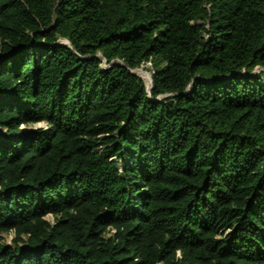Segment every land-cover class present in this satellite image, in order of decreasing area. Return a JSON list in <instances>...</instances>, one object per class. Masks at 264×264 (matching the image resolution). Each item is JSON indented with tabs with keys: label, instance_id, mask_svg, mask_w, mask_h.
<instances>
[{
	"label": "trees",
	"instance_id": "1",
	"mask_svg": "<svg viewBox=\"0 0 264 264\" xmlns=\"http://www.w3.org/2000/svg\"><path fill=\"white\" fill-rule=\"evenodd\" d=\"M0 264H264V0H0Z\"/></svg>",
	"mask_w": 264,
	"mask_h": 264
},
{
	"label": "rangeland",
	"instance_id": "2",
	"mask_svg": "<svg viewBox=\"0 0 264 264\" xmlns=\"http://www.w3.org/2000/svg\"><path fill=\"white\" fill-rule=\"evenodd\" d=\"M62 42L66 43L65 41H62ZM102 66L105 68L106 64L103 63ZM139 70L143 71L144 73H146V74H148L150 76V86H151V83H152L151 82V74L145 68L137 69V70L134 71L138 75V77H140L142 79V81L144 82L146 88H148L145 79L139 73H137V71H139ZM150 86H149V88H150ZM34 127H45V125L44 124H39V125H36ZM7 240L10 241L9 238H7Z\"/></svg>",
	"mask_w": 264,
	"mask_h": 264
},
{
	"label": "bare ground",
	"instance_id": "3",
	"mask_svg": "<svg viewBox=\"0 0 264 264\" xmlns=\"http://www.w3.org/2000/svg\"><path fill=\"white\" fill-rule=\"evenodd\" d=\"M137 73H139L146 81V84H147V87L149 89V86H150V76L146 73H144L143 71H137Z\"/></svg>",
	"mask_w": 264,
	"mask_h": 264
},
{
	"label": "water",
	"instance_id": "4",
	"mask_svg": "<svg viewBox=\"0 0 264 264\" xmlns=\"http://www.w3.org/2000/svg\"><path fill=\"white\" fill-rule=\"evenodd\" d=\"M134 71H135V70H130V73L138 77V75H137ZM139 78H140V77H139ZM140 79H141V78H140ZM141 80H142V79H141ZM151 87H152V84H151V86H150L149 89L147 88L148 93L150 92Z\"/></svg>",
	"mask_w": 264,
	"mask_h": 264
}]
</instances>
